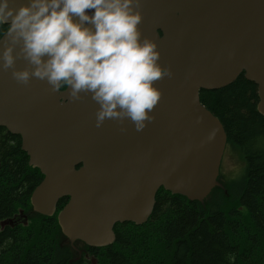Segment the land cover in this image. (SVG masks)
Masks as SVG:
<instances>
[{
  "label": "water",
  "instance_id": "water-1",
  "mask_svg": "<svg viewBox=\"0 0 264 264\" xmlns=\"http://www.w3.org/2000/svg\"><path fill=\"white\" fill-rule=\"evenodd\" d=\"M142 11L143 34L158 43L160 63L173 73L156 82L162 96L143 132L128 122L121 132L112 120L97 128L98 106L88 97L70 102L66 90L53 93L35 79L26 87L0 71V127L21 137L30 165L44 175L33 209L53 216L69 197L58 222L72 243L113 244L116 224L148 220L161 187L204 202L222 186L228 135L202 104L203 90L244 75L257 85L264 116V0H143Z\"/></svg>",
  "mask_w": 264,
  "mask_h": 264
},
{
  "label": "trees",
  "instance_id": "trees-1",
  "mask_svg": "<svg viewBox=\"0 0 264 264\" xmlns=\"http://www.w3.org/2000/svg\"><path fill=\"white\" fill-rule=\"evenodd\" d=\"M200 97L223 123L232 166L245 163L243 174L224 181L225 188H215L204 203L161 188L145 224L115 226V243L96 257L101 264H264V116L257 85L241 75ZM28 160L21 137L0 127V224L19 209L30 219L28 227L0 230V256L7 255L8 264L17 255L21 264H64L74 248L56 215L32 211L42 174ZM75 246L88 247L81 241Z\"/></svg>",
  "mask_w": 264,
  "mask_h": 264
},
{
  "label": "clouds",
  "instance_id": "clouds-1",
  "mask_svg": "<svg viewBox=\"0 0 264 264\" xmlns=\"http://www.w3.org/2000/svg\"><path fill=\"white\" fill-rule=\"evenodd\" d=\"M143 0H0V71L18 84L45 82L70 102L98 107L95 127L116 121L143 132L156 119L157 81L173 76L145 36ZM23 60L26 66L17 67Z\"/></svg>",
  "mask_w": 264,
  "mask_h": 264
},
{
  "label": "flooded vegetation",
  "instance_id": "flooded-vegetation-1",
  "mask_svg": "<svg viewBox=\"0 0 264 264\" xmlns=\"http://www.w3.org/2000/svg\"><path fill=\"white\" fill-rule=\"evenodd\" d=\"M227 155H230V152L228 151V148L226 147V150L224 152L223 160L227 157ZM80 165L77 166V168ZM44 175H42V178L40 182L42 181ZM39 182V183H40ZM68 199L66 200V202ZM11 222L14 224V226H11L10 224L4 226L3 229L9 228H15L17 227L18 223H23V220L20 219V217L17 215V213L10 218ZM70 243V242H69ZM103 253V250L98 248H83V249H77L74 248V252L69 251L66 256H63L64 264H97L96 257L100 256ZM0 264H8L7 255H1L0 256ZM14 264H21V258L19 255L16 256L15 263ZM101 264V262H100Z\"/></svg>",
  "mask_w": 264,
  "mask_h": 264
},
{
  "label": "rangeland",
  "instance_id": "rangeland-1",
  "mask_svg": "<svg viewBox=\"0 0 264 264\" xmlns=\"http://www.w3.org/2000/svg\"><path fill=\"white\" fill-rule=\"evenodd\" d=\"M230 153H233V150L230 149ZM235 155V154H234ZM244 164L238 167H233L232 166V160L231 156H227V158L224 161V166L223 170L225 172V176L228 178H235V177H240L242 175Z\"/></svg>",
  "mask_w": 264,
  "mask_h": 264
}]
</instances>
